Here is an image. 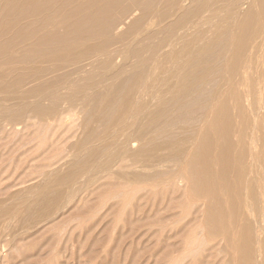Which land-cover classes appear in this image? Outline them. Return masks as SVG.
<instances>
[{"label": "bare ground", "instance_id": "6f19581e", "mask_svg": "<svg viewBox=\"0 0 264 264\" xmlns=\"http://www.w3.org/2000/svg\"><path fill=\"white\" fill-rule=\"evenodd\" d=\"M69 1L0 0V35L13 24L22 39L31 35L33 30L27 32L24 21L27 13L44 14L43 23L53 29L35 36L25 52L27 60L40 64L16 69L26 72L13 77L14 92L48 96L51 101L44 105L56 113L58 88L73 87L71 73L67 78L62 63L72 64L73 72L86 61L92 64L88 95L93 103L87 115H94L95 124L85 121L82 137L74 134L60 142L68 144V155L59 161L84 157L68 166L56 183L88 172L89 196L93 189L121 191L128 183L149 180L157 185L167 180L168 186L152 192L153 203L160 205L158 213L189 209V218H204L216 231L218 241L211 248L222 253L219 264H254L264 252V182L254 185L248 179L257 141L254 131L260 125L264 139V0H75L68 6ZM221 7L227 11L217 16L212 37L202 41L206 30L200 28ZM228 18L232 21L222 25ZM138 29L142 31L135 34ZM189 34L190 39H184ZM116 43L120 46L110 54ZM103 53L108 54L107 62L100 61L95 75L99 66L93 57ZM111 61L116 67H108ZM96 76L108 81L102 99ZM44 105L37 98L31 106ZM145 109H149L146 115L138 118ZM130 118L129 125L116 129ZM16 123L7 120L2 127L14 130ZM112 135L110 141L90 149V144ZM57 153L44 155L38 172L45 166L54 171ZM256 159L264 175L263 149ZM61 192L54 186L33 212L23 210L10 234H0V264L17 256L16 251L27 263L32 247L28 238L39 230L40 215L51 221L68 216L77 206L69 199L66 210L58 213ZM240 193L244 204H239ZM190 194L199 202L188 205ZM119 201L109 207L116 209ZM236 217L242 220L237 227L232 225Z\"/></svg>", "mask_w": 264, "mask_h": 264}, {"label": "rangeland", "instance_id": "374dc122", "mask_svg": "<svg viewBox=\"0 0 264 264\" xmlns=\"http://www.w3.org/2000/svg\"><path fill=\"white\" fill-rule=\"evenodd\" d=\"M74 2L75 0H70L68 6H72ZM227 8L221 7L214 11L210 17L211 22L200 28L206 30L202 41L212 37L218 24L217 16L224 14ZM20 17L21 15H18V22ZM43 19L44 14L37 16L27 13L24 16L28 26L27 32L33 30V33L24 39L18 36L20 32L14 24L0 35V85L3 86H0V97L3 98V101H0V234L3 237L6 236L5 234H10L24 214L23 210L33 212L35 205L44 195L49 194L54 186H59L62 191L58 213L66 210L65 205L69 199L76 200L77 206L70 209L69 215L64 216L65 218L60 215V218L50 221L45 214L40 215L39 230L28 238L32 247L27 254V263L20 260L16 251L17 256L10 258L5 264H219L218 261H222V253L211 248V245L218 241V235L208 221L205 222L201 217L193 220L192 215L189 218L186 215L189 209L185 211L176 208L166 212L161 209L158 213L160 205L153 203L152 192L161 186H168L167 180L162 181L161 184L158 182L157 185L151 184L149 180L128 183L121 191L116 187L93 189L89 196L85 190L86 181L90 178L88 172L77 173L63 181L61 185L56 183V178L61 176L68 166L84 157V154H81L74 158L67 157V161H59L60 158L68 155V144L65 146V142L60 146V142L74 134L75 137H82L81 131L86 123L89 126L95 124L94 115L92 113L87 115L93 103L88 95L92 64L86 61L81 65L83 68L80 71L73 72L76 69L72 64L62 63L61 70L65 72L67 78L71 73L70 81L73 87L70 91H67L70 87L65 86L61 90L58 88L56 94L61 92L60 94L63 95L57 96L62 99L65 92L67 97L62 100L56 99L57 102L53 104L56 113L51 110V106L44 105L51 101L50 97L43 99V97L39 98L37 93L23 96L14 92L13 77L19 72H26L23 69L17 71L16 69L40 64L38 61L27 60L25 52L31 47L34 39L44 35L46 31L53 30L51 26L47 28ZM226 21H232V18L222 21V25H227ZM124 28L125 25L122 29ZM140 31L142 29H138L135 34ZM190 35L184 39H190ZM115 46L120 44H114L110 48V54ZM93 58L95 64L99 66L95 75H99L100 61L105 58L102 63L107 62L108 54H98ZM112 63L111 61L110 64ZM110 64L108 67H116V64ZM260 70L261 68L258 67V71ZM56 75L55 72L53 78H56ZM96 79L97 86L102 88V99L108 81L100 79L99 76H96ZM37 98L44 105L41 109L31 106ZM148 110H143L137 117L143 118ZM51 112L53 115H50ZM126 115V113L123 115V119ZM7 120L17 122L16 129H4L2 122L6 124ZM132 121L133 118L122 121L116 129H122ZM261 126L254 131L257 141L253 151V166L248 176L254 185H263L264 182L263 171L258 170L259 163L256 159L258 150L264 151ZM113 136L101 138L90 144V149L110 141ZM233 144L237 149V144ZM50 151L58 152L53 158V161H57L56 168L51 172L52 167L45 166L38 172L40 170L38 165L43 161L44 155H48ZM92 177H95L94 174ZM29 185L36 187L28 189ZM191 196L192 194L188 196V205L199 202L198 198L195 200ZM238 198L239 204H244L241 193ZM119 199L120 201L114 206L116 209L109 207L110 203ZM255 207L256 203L253 205V208ZM255 213L258 217L257 210ZM162 214L163 218L156 217ZM241 222V218L236 217L232 225L237 227ZM230 256L231 258L235 256L231 248ZM230 256L228 255V259H231ZM263 257L264 252H261L259 260L254 261V264H264Z\"/></svg>", "mask_w": 264, "mask_h": 264}]
</instances>
